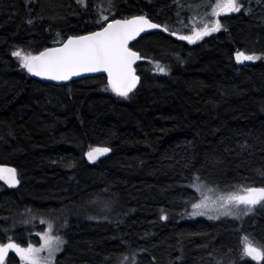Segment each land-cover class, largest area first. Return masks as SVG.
I'll list each match as a JSON object with an SVG mask.
<instances>
[{"label":"trees","instance_id":"1","mask_svg":"<svg viewBox=\"0 0 264 264\" xmlns=\"http://www.w3.org/2000/svg\"><path fill=\"white\" fill-rule=\"evenodd\" d=\"M207 1L0 0V164L19 181L0 184V243L33 240L22 221L35 216L59 223L54 264H264L241 259L245 235L264 246V207L189 212L195 177L214 193L264 186V0H238L196 43L178 39ZM133 16L161 29L130 45L140 84L126 98L105 76L34 80L12 55ZM236 52L258 60L237 64ZM97 147L110 151L90 161Z\"/></svg>","mask_w":264,"mask_h":264},{"label":"snow or ice","instance_id":"2","mask_svg":"<svg viewBox=\"0 0 264 264\" xmlns=\"http://www.w3.org/2000/svg\"><path fill=\"white\" fill-rule=\"evenodd\" d=\"M78 3L86 6L85 0H78ZM241 7L238 0H216L212 15L219 17L222 14L240 12ZM200 23L202 26L194 27L191 35H179L178 39L186 40L190 44L196 43L221 28L219 19L211 24L203 20ZM157 27L159 25L151 23L144 16L123 20L115 19L106 26H102L99 31L88 35L69 37L61 47L47 48L37 55H23L20 50H17L12 55L20 60L21 67L31 75L52 81H67L83 73L105 72L111 90L117 96L126 98L140 79L133 68V64L140 59V55L129 47V42L135 40L147 28ZM255 59L258 57L244 53L237 54V62ZM109 151L110 149L107 147H97L90 150L87 155L89 160L94 162L99 156ZM0 179L5 180L9 186L19 183L14 168L0 167ZM194 179L195 182L192 186L200 194V199L199 202H193L191 205L192 216L206 215L209 219H219L221 216H225L238 219L242 214L252 213L257 205L264 207V186L240 185L232 191L209 195L207 193L216 190L198 183L199 177ZM43 239L44 245L39 248L31 244L22 247L15 242L0 244V264L4 261L9 250L15 251L24 264H54L55 252L61 250L60 246L64 241L59 237H52L50 234L45 235ZM44 251L48 253L46 257L41 256ZM241 259L264 262V246L245 235Z\"/></svg>","mask_w":264,"mask_h":264},{"label":"rangeland","instance_id":"3","mask_svg":"<svg viewBox=\"0 0 264 264\" xmlns=\"http://www.w3.org/2000/svg\"><path fill=\"white\" fill-rule=\"evenodd\" d=\"M215 3H216V0H213L212 2H211V0H208L207 1V4L204 3L208 7L205 8L204 10L200 8L198 11H195L192 14V17L190 16L188 22H185V25L180 28L179 31H181V34H179V35H191L192 34V29L194 27H200V26H202V24L200 23L201 20H203V21L211 24L216 19H218V17H215V16L212 15V9H213ZM222 15H226V14H222ZM213 33H216V32H213ZM238 53H240V52H236L235 55H234L235 63H237V64L251 63V62H255V61L258 60V59H255V60H242V62H237V54ZM207 194H209V195H216L218 193L211 192V193H207ZM196 195H197V199L195 200V202H199L200 194L196 192ZM191 205L189 207V212L190 213H192V211H193ZM205 217L208 218V216H206V215H205ZM224 217L225 216H221L220 218H224ZM211 220H217V219H211ZM32 221H34L33 222L34 223V226L33 227L31 226L33 228L32 229L33 230L32 231L33 240L29 241L25 245H20L19 244L20 246L27 247L28 245L31 244L32 246L37 247V248L42 247L44 245V239H43V237L45 235H49V234L52 237H59L60 238V236L58 235V233H56V230L59 227V223L56 220H54V219L52 220L51 219L50 222L49 221L46 222L45 220H43L41 218H36L35 216H31V217L28 218V220L26 218H24V220L22 222L24 224L30 225V223H32ZM24 224H22L23 227H24ZM50 226H51V231L49 232ZM9 242H15V241H9ZM9 242L0 243V244H7ZM60 248H61V246H60ZM10 253H13L18 258L19 264H24V262L20 259V256L15 251H13V250H9V252L7 253L4 261L2 262V264H5L6 259H7L8 255ZM58 253H59V251L55 252V256ZM47 255H48L47 251H44V252L41 253V256H45L46 257Z\"/></svg>","mask_w":264,"mask_h":264},{"label":"water","instance_id":"4","mask_svg":"<svg viewBox=\"0 0 264 264\" xmlns=\"http://www.w3.org/2000/svg\"><path fill=\"white\" fill-rule=\"evenodd\" d=\"M133 17H135V16H133ZM133 17H130V18H126V19H131V18H133ZM146 18V17H145ZM146 19H148V18H146ZM115 20V19H114ZM121 20H123V19H121ZM149 20V19H148ZM113 20H111V21H108L104 26H106L108 23H111ZM150 21V20H149ZM151 22V21H150ZM151 23H153V22H151ZM155 24V23H154ZM102 28V27H101ZM101 28L100 29H98V30H96V31H99V30H101ZM161 29V27L159 26V27H157V28H147L144 32H142V33H140V35L139 36H137V38L135 39V40H132V41H130L129 42V47H130V45L132 44V43H134L137 39H139L141 36H143V35H145V34H147V33H150V32H158L159 30ZM94 32V31H93ZM92 33V32H91ZM88 34H90V33H88ZM88 34H85V35H88ZM81 36H83V35H81ZM69 38V37H68ZM67 38V39H68ZM67 39H65L61 44H59V45H57V46H54V47H50V48H56V47H61L64 43H66L67 42ZM132 49V48H131ZM133 50V49H132ZM133 51H135V50H133ZM137 52V51H136ZM39 54V53H38ZM140 55V54H139ZM140 60H141V58L139 59V60H137L134 64H133V68L135 69L136 68V66H138L139 65V63H140ZM26 70V69H25ZM26 72H27V70H26ZM28 73V72H27ZM28 75L32 78V79H34V80H38V81H41V82H43V83H49V84H53V85H63V84H65V83H68V82H71V81H75V80H79V79H83V78H88V77H95V76H105V78H106V82H107V84H108V77H107V73H105V72H99V73H83L82 75H80V76H74V77H72L70 80H67V81H52V80H47V79H44V78H42V77H38V76H33V75H31L30 73H28ZM139 84H140V79H139V82L137 83V85H136V87L133 89V91L132 92H130L129 93V95L130 94H132L133 92H135L136 90H137V88H138V86H139ZM109 86V85H108ZM110 87V86H109ZM110 89H111V87H110ZM112 91V90H111ZM113 92V91H112ZM114 93V92H113ZM115 94V93H114ZM116 95V94H115ZM117 96V95H116ZM118 97H120V96H118ZM101 156H103V155H101ZM101 156H99L98 158H100ZM0 167H7V168H12V167H10V166H7V165H1L0 164ZM0 182L1 183H3V184H5V185H9L8 183H6L5 182V180H3V179H0Z\"/></svg>","mask_w":264,"mask_h":264},{"label":"flooded vegetation","instance_id":"5","mask_svg":"<svg viewBox=\"0 0 264 264\" xmlns=\"http://www.w3.org/2000/svg\"><path fill=\"white\" fill-rule=\"evenodd\" d=\"M0 184L3 185V186L6 187V188H10V187H12V186H9V185H5V184H3V183H1V182H0Z\"/></svg>","mask_w":264,"mask_h":264}]
</instances>
